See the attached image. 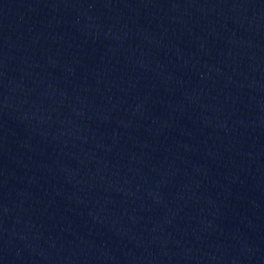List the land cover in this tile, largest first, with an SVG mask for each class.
<instances>
[{
  "label": "water",
  "instance_id": "1",
  "mask_svg": "<svg viewBox=\"0 0 264 264\" xmlns=\"http://www.w3.org/2000/svg\"><path fill=\"white\" fill-rule=\"evenodd\" d=\"M0 264H264V0H0Z\"/></svg>",
  "mask_w": 264,
  "mask_h": 264
}]
</instances>
